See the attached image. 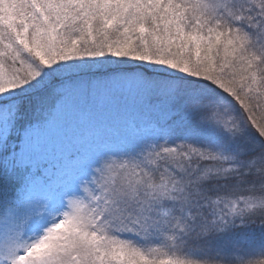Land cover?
<instances>
[{"label":"snow or ice","instance_id":"1","mask_svg":"<svg viewBox=\"0 0 264 264\" xmlns=\"http://www.w3.org/2000/svg\"><path fill=\"white\" fill-rule=\"evenodd\" d=\"M0 264H264V0H0Z\"/></svg>","mask_w":264,"mask_h":264}]
</instances>
